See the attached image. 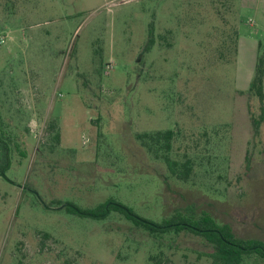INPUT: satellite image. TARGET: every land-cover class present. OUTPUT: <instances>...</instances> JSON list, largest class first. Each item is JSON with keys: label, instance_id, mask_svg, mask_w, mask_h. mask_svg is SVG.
Returning <instances> with one entry per match:
<instances>
[{"label": "rangeland", "instance_id": "374dc122", "mask_svg": "<svg viewBox=\"0 0 264 264\" xmlns=\"http://www.w3.org/2000/svg\"><path fill=\"white\" fill-rule=\"evenodd\" d=\"M0 33V264H210L197 236L66 210L110 198L156 222L207 212L264 241V124L254 135L250 114L264 0H0ZM166 130L171 157L194 162L187 182L136 139Z\"/></svg>", "mask_w": 264, "mask_h": 264}, {"label": "trees", "instance_id": "16d2710c", "mask_svg": "<svg viewBox=\"0 0 264 264\" xmlns=\"http://www.w3.org/2000/svg\"><path fill=\"white\" fill-rule=\"evenodd\" d=\"M154 45L153 34L150 32L145 50L149 51ZM237 50V47H236ZM261 44L258 45V57L255 67V75L250 85V93L257 97L260 102L258 117L251 112L254 135L259 136L261 126L264 124V53H261ZM51 128H55L51 125ZM54 141L60 143L59 132L54 135ZM140 145L155 159L165 163L170 175L179 181L187 182L193 174L194 162L190 158L178 161L171 157L172 147L175 140L173 130L156 131L136 135ZM11 139L6 136L4 122L0 115V174H4L11 166L10 159ZM57 206H61L57 203ZM80 213L73 208H66L70 213H76L84 217L96 220H107L113 213L122 215L135 227L143 229L150 236L158 239L167 235L189 233L201 238L210 247L208 259L210 264H243L245 259L255 256L264 262V241L260 239H246L236 236L229 224L218 222L211 214L203 212L196 216L190 211L175 210L160 222L144 219L137 216L131 209L122 203L110 198L105 203L98 204L92 209H82L76 205ZM162 253L149 256V264H160Z\"/></svg>", "mask_w": 264, "mask_h": 264}, {"label": "built area", "instance_id": "2783aa9c", "mask_svg": "<svg viewBox=\"0 0 264 264\" xmlns=\"http://www.w3.org/2000/svg\"><path fill=\"white\" fill-rule=\"evenodd\" d=\"M6 43V36L0 33V45H4Z\"/></svg>", "mask_w": 264, "mask_h": 264}, {"label": "water", "instance_id": "95a60500", "mask_svg": "<svg viewBox=\"0 0 264 264\" xmlns=\"http://www.w3.org/2000/svg\"><path fill=\"white\" fill-rule=\"evenodd\" d=\"M0 175L3 176L4 174H0ZM60 207L63 208V206H60ZM66 207L73 208L76 212L80 213V211L77 208H75L73 205H67Z\"/></svg>", "mask_w": 264, "mask_h": 264}]
</instances>
